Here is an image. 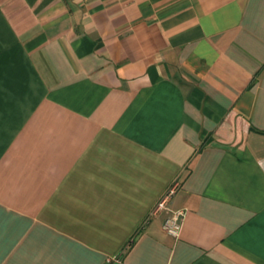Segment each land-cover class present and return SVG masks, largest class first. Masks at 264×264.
<instances>
[{
	"label": "crops",
	"instance_id": "0c3cea01",
	"mask_svg": "<svg viewBox=\"0 0 264 264\" xmlns=\"http://www.w3.org/2000/svg\"><path fill=\"white\" fill-rule=\"evenodd\" d=\"M0 264H264V0H0Z\"/></svg>",
	"mask_w": 264,
	"mask_h": 264
},
{
	"label": "built area",
	"instance_id": "2783aa9c",
	"mask_svg": "<svg viewBox=\"0 0 264 264\" xmlns=\"http://www.w3.org/2000/svg\"><path fill=\"white\" fill-rule=\"evenodd\" d=\"M169 192L171 193L172 189H170ZM160 205H163L162 201L160 202ZM184 213L183 209L174 210L164 219L162 227L168 235L172 237L179 236Z\"/></svg>",
	"mask_w": 264,
	"mask_h": 264
}]
</instances>
